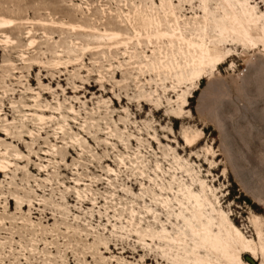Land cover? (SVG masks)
Segmentation results:
<instances>
[{
  "label": "rangeland",
  "instance_id": "obj_1",
  "mask_svg": "<svg viewBox=\"0 0 264 264\" xmlns=\"http://www.w3.org/2000/svg\"><path fill=\"white\" fill-rule=\"evenodd\" d=\"M137 1L0 0V17L15 22L0 21V39L4 34L11 38L0 41V151L7 148L12 161L8 174H0V241L6 244L0 245V264L21 259L33 264H174L152 241L142 242L134 233L137 225L128 222L134 208L141 213L138 222L144 216L143 227L160 230L148 206L170 225L154 203L156 186L147 178L140 184L136 166L155 177L157 162L164 169L174 165L171 147L211 188L214 205L258 244L257 259L252 254L243 259L264 261L257 235L261 229L264 245V47L229 45L232 55L211 77L177 84L164 71L140 72L139 60L130 67L122 54L125 47L116 57L105 48L75 61L65 52L71 41L97 45L115 40L40 24L54 16L67 24L112 29L107 21L127 12L126 4L133 13ZM249 1L264 11V0ZM155 46L143 40L135 49L144 47L150 55ZM55 58L62 63L56 65ZM182 91H187L186 106L178 98ZM36 112L52 119L42 123L33 117ZM62 115L68 123L64 133L58 125ZM184 130L204 134L194 157L183 148ZM171 174L160 173L163 182ZM11 192L30 198L31 205L26 200L18 208ZM32 239L39 245L35 254L29 253Z\"/></svg>",
  "mask_w": 264,
  "mask_h": 264
},
{
  "label": "bare ground",
  "instance_id": "obj_2",
  "mask_svg": "<svg viewBox=\"0 0 264 264\" xmlns=\"http://www.w3.org/2000/svg\"><path fill=\"white\" fill-rule=\"evenodd\" d=\"M132 5L133 13L129 5L126 4L127 12L122 10L117 15L118 19L115 22L107 21L108 24L112 25V29L107 27L100 29L94 25L67 24L64 21L55 20L54 16H50V21L39 22L50 29L67 28L75 34L90 35L101 40H115L111 43H99L97 45L71 41L73 46L67 48L65 52L67 51L66 54L68 55L74 54L75 56H72L75 61L80 60L81 55L88 51H98L105 48L109 49L110 56L116 57L119 54V49L125 47L122 54L129 58L130 67L133 68V65L139 60L137 65L140 68V72L143 73L144 68H146L148 71L154 70L159 75H162L161 72L164 71L175 78L177 84L193 83L194 81L211 77L213 72L232 55L231 49L227 48L229 45H238L250 49L264 47V11L260 10L257 5H254L249 0H138L137 3L133 2ZM78 7L81 6L79 5ZM189 13L192 14L190 16L191 19L188 18ZM0 21L8 20L0 17ZM8 23L14 24L15 22L14 20H9ZM130 30L134 34L131 35ZM4 37L5 40L0 39L1 42L8 43L11 41L10 36L4 34ZM143 40L148 41L150 45L156 44L158 48L155 46L157 49H152L150 55L144 51V47L142 51L138 52L135 46L141 47ZM33 43H35V40L30 41V44ZM163 45L167 48L164 49ZM54 53L57 56H62L60 52L55 51ZM61 60L59 58L53 62L59 65L62 63ZM71 60L69 56L68 62L70 63ZM120 66L123 65L120 64ZM185 92L178 97L181 101V106H186L187 103ZM37 107L41 108V105L37 103ZM70 111L76 113L73 107L70 108ZM32 115L42 123L52 119V116L39 112L32 113ZM62 119L63 123L58 125L59 129L64 133V123L67 122L66 116L62 115ZM5 121L8 122L7 119ZM12 124L13 122L8 123V125ZM66 124L68 125V123ZM4 129L9 131L6 127ZM110 133L114 134L112 131ZM203 135L201 131H183L181 136L184 142L183 148L189 149L192 157L195 156L193 149L202 140ZM153 138L158 143H161L156 136H153ZM74 140L76 143L80 139L76 135ZM126 144L128 145V143ZM170 150L173 153V159L176 164L174 163L168 169H164L163 163L156 161L157 163L155 162L156 165L154 167L155 177L152 174H147L146 169L136 166L137 171L141 175L140 184L144 186L147 178L149 182L156 186L157 191L155 190L152 193L154 194V203L166 212L170 225L168 226L162 220L160 213L156 214L153 208L145 206L147 212H152L154 215V222L161 224V229L155 230L151 225L143 227L141 222L144 220V216H140L138 222L137 218L141 213L133 208L130 211L131 218L128 222L137 225L134 233L146 244H148V241H152L174 264H250V261L249 263L243 259V256L247 254H252V258L257 259L259 253L258 244L249 239L237 225L233 224L223 214L221 209L214 205L208 194V190L211 191V188L206 184L205 180L199 177L197 172L194 173L188 167L189 163L187 160L176 153V150L174 151L172 147ZM14 155L20 157L19 152H15ZM165 155L166 158L168 154ZM9 156L11 154L7 148L4 151H0V174H8L7 171L12 165ZM120 160L124 166L127 165L125 158L120 157ZM110 169L115 172L112 168ZM171 171L170 180L163 182L164 180H162L160 173L164 175ZM77 193L81 197L80 190L77 189ZM11 195L15 198L18 208L21 209L26 200L31 205L30 198L25 199L13 192H11ZM12 200L13 198H10L7 204H11ZM149 215L146 217L148 218ZM25 220V222L34 225L31 219ZM1 223H3L2 218H0ZM113 226V228H116V225ZM257 235L261 242L260 249L264 257L263 233L261 229L257 230ZM32 241L34 243L29 245V253L35 254L34 252L38 249V244L36 243L38 241L35 239H32ZM0 245L4 248L6 244L0 241ZM10 247L12 248L13 246L10 245ZM21 248L27 251L25 245H21ZM46 260L49 263L51 262L49 259ZM262 264H264V261Z\"/></svg>",
  "mask_w": 264,
  "mask_h": 264
},
{
  "label": "snow or ice",
  "instance_id": "obj_3",
  "mask_svg": "<svg viewBox=\"0 0 264 264\" xmlns=\"http://www.w3.org/2000/svg\"><path fill=\"white\" fill-rule=\"evenodd\" d=\"M262 6H264V5H262ZM3 264H17V262L15 260H11V261L5 260V261H3ZM19 264H33V262L32 261L26 262L24 259H21V261H19ZM36 264H38V262H36Z\"/></svg>",
  "mask_w": 264,
  "mask_h": 264
},
{
  "label": "water",
  "instance_id": "obj_4",
  "mask_svg": "<svg viewBox=\"0 0 264 264\" xmlns=\"http://www.w3.org/2000/svg\"><path fill=\"white\" fill-rule=\"evenodd\" d=\"M247 260L250 261L252 264H255V262L252 259L247 258Z\"/></svg>",
  "mask_w": 264,
  "mask_h": 264
}]
</instances>
